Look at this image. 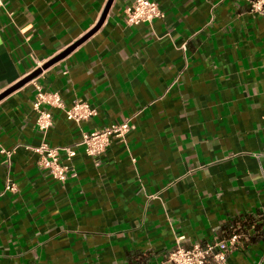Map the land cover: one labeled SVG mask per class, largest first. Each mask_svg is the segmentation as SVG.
Here are the masks:
<instances>
[{"label":"crops","instance_id":"0c3cea01","mask_svg":"<svg viewBox=\"0 0 264 264\" xmlns=\"http://www.w3.org/2000/svg\"><path fill=\"white\" fill-rule=\"evenodd\" d=\"M133 1L3 0L0 95L41 69L45 92L96 115L77 124L42 106L43 136L33 79L0 100V264H162L177 236L190 247L233 228L247 242L226 264L261 263L264 15L248 0H150L164 18L127 26ZM126 119L125 144L96 159L78 145ZM43 140L75 148L59 154L64 183L28 149Z\"/></svg>","mask_w":264,"mask_h":264},{"label":"built area","instance_id":"2783aa9c","mask_svg":"<svg viewBox=\"0 0 264 264\" xmlns=\"http://www.w3.org/2000/svg\"><path fill=\"white\" fill-rule=\"evenodd\" d=\"M248 2L252 13L264 15V0H248ZM0 7H3V0H0ZM163 18L164 13L157 3L150 0H134L125 9L123 20L127 26H135ZM32 82L36 91L33 102V109L37 113L36 127L43 136L52 126L53 117L42 106L61 109L68 120L77 124L96 115V110L88 102L76 100L71 106L66 107L59 94L47 93L35 82V79ZM132 129V120L126 119L121 123L84 133L78 145L83 148L86 156L96 159L106 151L112 140L125 144L126 136ZM16 148L11 151L2 150L6 156L5 162H9ZM28 149L38 155L37 166L40 170L47 172L61 183L67 180L70 168L60 162L59 154L64 153L67 160H70L76 154L75 148H53L43 140L39 146ZM5 190L15 192L16 187L13 183L8 182ZM183 239V236L175 238L174 246L162 264H226L228 257L236 251L244 250L247 242L246 235L239 228H233L223 239L195 243L190 247L182 245ZM260 264H264V257Z\"/></svg>","mask_w":264,"mask_h":264},{"label":"water","instance_id":"95a60500","mask_svg":"<svg viewBox=\"0 0 264 264\" xmlns=\"http://www.w3.org/2000/svg\"><path fill=\"white\" fill-rule=\"evenodd\" d=\"M111 1V0H110ZM77 45V44H76ZM75 46H72L70 48H68L67 50H65L64 52H62L59 56H57L56 58H54L53 60H51L48 64H46L44 67L47 68L48 66H50L51 64H53L54 62H56L57 60H59L61 57L65 56L69 51H71ZM41 69L36 70L35 72H33L30 76H28L23 82H21L20 84H17L16 86H14L13 88H11L10 90L4 92L3 94L0 95V100L2 98H4L6 95H8L10 92H12L13 90H15L18 86H20L21 84L32 80L34 77H36L39 73H40Z\"/></svg>","mask_w":264,"mask_h":264}]
</instances>
